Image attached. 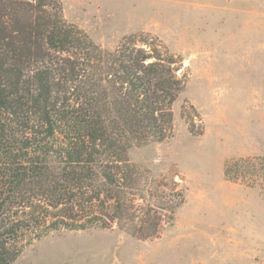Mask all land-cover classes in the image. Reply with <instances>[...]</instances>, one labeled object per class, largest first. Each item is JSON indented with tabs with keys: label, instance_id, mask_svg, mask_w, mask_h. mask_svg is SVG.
Segmentation results:
<instances>
[{
	"label": "trees",
	"instance_id": "16d2710c",
	"mask_svg": "<svg viewBox=\"0 0 264 264\" xmlns=\"http://www.w3.org/2000/svg\"><path fill=\"white\" fill-rule=\"evenodd\" d=\"M181 65L139 34L102 47L64 18L60 0H0V264L53 232L114 222L156 236L162 216L149 204L136 212L127 154L173 135ZM256 161L227 162L226 179L254 185L239 171Z\"/></svg>",
	"mask_w": 264,
	"mask_h": 264
},
{
	"label": "rangeland",
	"instance_id": "374dc122",
	"mask_svg": "<svg viewBox=\"0 0 264 264\" xmlns=\"http://www.w3.org/2000/svg\"><path fill=\"white\" fill-rule=\"evenodd\" d=\"M60 1L104 48L139 34L181 60L173 135L127 154L140 180L136 212L149 204L162 221L148 239L114 222L53 232L10 264H264V161L241 163L252 186L224 175L227 162L264 159V0Z\"/></svg>",
	"mask_w": 264,
	"mask_h": 264
}]
</instances>
